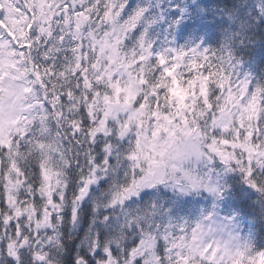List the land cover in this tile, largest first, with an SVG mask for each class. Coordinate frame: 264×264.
I'll return each instance as SVG.
<instances>
[{
	"label": "snow or ice",
	"instance_id": "snow-or-ice-1",
	"mask_svg": "<svg viewBox=\"0 0 264 264\" xmlns=\"http://www.w3.org/2000/svg\"><path fill=\"white\" fill-rule=\"evenodd\" d=\"M210 11L0 0V264H264V0Z\"/></svg>",
	"mask_w": 264,
	"mask_h": 264
},
{
	"label": "trees",
	"instance_id": "trees-1",
	"mask_svg": "<svg viewBox=\"0 0 264 264\" xmlns=\"http://www.w3.org/2000/svg\"><path fill=\"white\" fill-rule=\"evenodd\" d=\"M208 3L210 5V8L212 11L209 12L208 15V23L214 24L216 21H219L222 19L220 15L213 16V12H215L218 8H228L233 10V12L239 14L240 12H248L250 13L252 11V6L258 5L260 3V0H208ZM228 28L229 30H235V26L231 24H225L223 27H218L215 30L216 36L219 38V40H223L224 38V31ZM260 31L259 28L254 27L252 29L251 35H252V42L247 48V51L251 52L253 49L259 50V43H260V36L257 35V33ZM211 46L215 47L217 46L215 43H213ZM241 56L244 57L246 64H255V60H253L251 57L245 55L243 52L240 53Z\"/></svg>",
	"mask_w": 264,
	"mask_h": 264
}]
</instances>
